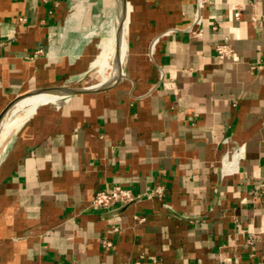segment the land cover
I'll return each instance as SVG.
<instances>
[{
    "label": "crops",
    "instance_id": "1",
    "mask_svg": "<svg viewBox=\"0 0 264 264\" xmlns=\"http://www.w3.org/2000/svg\"><path fill=\"white\" fill-rule=\"evenodd\" d=\"M75 1L0 0V117L40 89L103 87L96 42H64L91 30L82 4L69 24ZM126 4L122 75L0 143V264H264V0H209L201 37L197 0ZM114 184L140 198L92 204Z\"/></svg>",
    "mask_w": 264,
    "mask_h": 264
},
{
    "label": "bare ground",
    "instance_id": "2",
    "mask_svg": "<svg viewBox=\"0 0 264 264\" xmlns=\"http://www.w3.org/2000/svg\"><path fill=\"white\" fill-rule=\"evenodd\" d=\"M118 2L120 3V12L118 13V15H116V13L112 14L110 16V20H108L107 23H104L102 25V26H105V28L106 27L109 28L111 30V33L109 35L107 48L102 50V51H99V53H98V58L96 59L97 60V67H96L97 69H96L95 75L93 76V78L89 82L88 86H91V87L106 86V84L110 83L111 81L117 80L122 75L123 64H124V61L126 58V49H127L124 34H123L124 33V30H123V23H124L123 13L126 14L127 4H126V2H124V0H118ZM75 6L77 7V11L74 12V14L70 17V19L68 21L69 24H71V25H73V24L76 25L78 23L79 12H80V10H82L81 2L79 0H77L75 2ZM118 8H119V5H118ZM94 33H95L94 28L91 30H88L84 33H81L80 36L75 40V42L72 46V49H75L74 52L82 51V49H84V47H85V44L89 40L93 39ZM118 34H119V40H118V44H117V41L115 43L114 40H117L116 36ZM111 84H113V83H111ZM108 85H110V84H108ZM90 89H97V88H90ZM58 90L59 89H51V90L45 91V89H43V90H39V91H35V92H30V93H27L26 95H24L22 97L23 99L21 98V100L20 101L18 100L19 102L17 101L16 103L18 105H20L23 110L26 111V114H29L39 104L46 103L49 101H57L58 99L63 97L57 93V92H60ZM16 103H14V104H16ZM16 114H18V113H16ZM5 116H6V114L4 115V117ZM4 117L2 118L0 125L2 124ZM16 123H17V121H16ZM16 123L13 122L11 124L4 126L2 129H0V133L3 136V138L1 139L2 141L14 132V127L16 126ZM3 146H4V144H3ZM237 160H238V154H236V155L234 154L233 158H231V159H225L224 160V166H225L226 171H228V170L230 171V169H231L230 167H232V164L237 163Z\"/></svg>",
    "mask_w": 264,
    "mask_h": 264
},
{
    "label": "rangeland",
    "instance_id": "3",
    "mask_svg": "<svg viewBox=\"0 0 264 264\" xmlns=\"http://www.w3.org/2000/svg\"><path fill=\"white\" fill-rule=\"evenodd\" d=\"M79 1L81 2L82 6L85 8V13L87 14V17H88V21L87 22H88L89 27L91 29H93V28L95 29V33H94L93 39L89 40L88 42H90L92 40L95 41L96 42V52L99 53V51H102V50L107 48L109 35L111 33V30L109 28H107V27L105 28V26H102V25L104 23H107L108 20H110V16L112 14L116 13V15H118V13L120 12V6H119V8H117V0H79ZM75 2H74V7H75ZM126 13H127V11H126ZM126 15L127 14L123 13V16H124V23H123L124 33H125V27H126ZM79 36H80V34L70 33L68 31L64 42H65L66 45H69L72 48L75 40ZM116 39L117 40H114V41H115V43L117 41V44H118L119 34L116 36ZM76 52H80V51H76ZM95 56L96 55H94V58H95ZM97 58H98V54H97L96 59ZM96 59L93 62V67H94V70L92 71L93 76L95 75V72H96V69H97L96 68L97 67V60ZM115 81L116 80L111 81L108 84H111V83H113ZM108 84H106V85H108ZM33 112H31V113H33ZM16 113H18V114H16ZM29 115L26 114V111L23 110L20 105L14 104V106L12 108H10V110L7 113L6 117L3 119V122L0 125V129H2L4 126H6L8 124H11L13 122L14 123H16V121H17V123L21 122L24 117H27ZM15 128H16V126L14 127V130H15ZM0 136H1L0 137V141H1L0 143H1L2 147H3V143L5 142L4 140L8 139L9 136L7 138H5L3 141L1 140L3 138L1 133H0Z\"/></svg>",
    "mask_w": 264,
    "mask_h": 264
},
{
    "label": "built area",
    "instance_id": "4",
    "mask_svg": "<svg viewBox=\"0 0 264 264\" xmlns=\"http://www.w3.org/2000/svg\"><path fill=\"white\" fill-rule=\"evenodd\" d=\"M209 0H197L196 13L194 18V25L198 28H188V31L198 37L203 34V29L201 27L203 21V9ZM168 31L166 33H170ZM217 53L222 58H236V51L227 42L218 43L216 45ZM255 68V65L253 66ZM164 186H157L151 190L152 194H162L164 193ZM140 198V194L136 193L132 188L124 187L119 184H114L109 187H104L96 191L92 204L101 207L107 211L114 210L118 205L124 206L131 202H134Z\"/></svg>",
    "mask_w": 264,
    "mask_h": 264
},
{
    "label": "water",
    "instance_id": "5",
    "mask_svg": "<svg viewBox=\"0 0 264 264\" xmlns=\"http://www.w3.org/2000/svg\"><path fill=\"white\" fill-rule=\"evenodd\" d=\"M124 2H126V0H124ZM108 85L97 88V89H90L87 87H66V88H62L59 89L57 92L58 94H60L61 96H66V95H71V94H77V93H84V92H91V91H97V90H102L105 89ZM43 90V89H40ZM45 90H51V89H45ZM39 91V90H37ZM35 92V91H34ZM23 96L18 97L17 99H15L8 107H6V109L3 111L1 117H0V123L2 121V118L4 117V115L6 114V112L9 110V108L16 103L18 100H20ZM132 203V202H131ZM130 204V203H129ZM128 205V204H127Z\"/></svg>",
    "mask_w": 264,
    "mask_h": 264
}]
</instances>
